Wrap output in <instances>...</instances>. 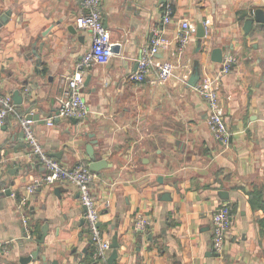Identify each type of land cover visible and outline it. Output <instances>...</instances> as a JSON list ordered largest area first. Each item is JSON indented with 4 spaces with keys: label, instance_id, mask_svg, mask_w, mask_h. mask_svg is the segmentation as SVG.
<instances>
[{
    "label": "crops",
    "instance_id": "crops-1",
    "mask_svg": "<svg viewBox=\"0 0 264 264\" xmlns=\"http://www.w3.org/2000/svg\"><path fill=\"white\" fill-rule=\"evenodd\" d=\"M167 5L173 13L165 23ZM257 9L264 10V0H103L105 23L121 50L88 70L90 114L50 125L63 78L93 43L91 32L77 26L82 0H0V15L12 10L0 27V91L23 96L0 127V264H22L38 245L41 256L27 264H46L42 255L48 264H107L93 257L86 209L73 183L28 188L46 173L23 134L21 119L29 112L40 115L31 125L43 147L67 167L90 164L91 142L97 158L112 163L96 172L91 189L102 205L103 233L118 237L115 264H264V26L255 21L246 29ZM198 16L207 27L201 43ZM185 20L195 32L182 50ZM157 28L169 42L156 56L171 62L174 74L165 83L153 71L133 81L127 75ZM213 48L235 58L220 89L232 131L228 146L212 133L208 102L189 84L197 62V84L218 72L223 61L211 59ZM222 204L230 219L219 254L212 228ZM140 213L149 219L145 229L135 226ZM46 224L45 242L38 244Z\"/></svg>",
    "mask_w": 264,
    "mask_h": 264
},
{
    "label": "built area",
    "instance_id": "built-area-1",
    "mask_svg": "<svg viewBox=\"0 0 264 264\" xmlns=\"http://www.w3.org/2000/svg\"><path fill=\"white\" fill-rule=\"evenodd\" d=\"M82 5L85 12L77 18V26L91 32L93 43L91 49L77 62L73 72L63 78V91L58 96L57 111L48 120L50 125L54 124L55 119L60 117L83 120L90 114L91 108L84 92L88 70L95 63H108L115 54L111 32L105 23L103 0H82ZM172 13V7L167 5L163 18L165 23L171 21ZM209 22L210 19L206 18V23ZM194 32L195 28L189 20L182 22V29L178 36L182 50L191 41ZM168 42L164 29H155L151 43L142 48L137 69L130 71L127 77L133 81L143 82L146 80L147 74L153 71L156 74L157 82L165 83L173 76L174 65L169 61L158 59L156 55L161 46ZM234 61V57H226L215 75H206L202 82L195 85L196 90L208 102V124L212 133L221 139L226 146L231 142L232 131L221 106L220 89L223 76L231 71ZM14 108L13 96L3 94L0 91V127L5 124L6 118ZM32 123L33 120L26 116L21 119L22 129L31 148L30 154L36 156L39 163L46 168V173L42 177H36L28 188L35 190L42 183L65 181L73 183L80 193L82 204L86 207V220L95 246L93 257L96 261L106 262L112 247L111 239L103 233L100 224L102 205L91 189V183L96 177V172L91 170L90 165L67 167L58 158L52 156L37 138ZM22 203L24 204L25 201L23 200ZM110 205V201L104 203L105 207ZM229 219L230 207L227 204L219 205L213 213L212 228L214 248L219 254L224 251ZM23 222L27 229V236L32 238L29 216L24 215ZM148 224L149 219L146 215L142 213L137 215L136 228L145 229Z\"/></svg>",
    "mask_w": 264,
    "mask_h": 264
},
{
    "label": "water",
    "instance_id": "water-1",
    "mask_svg": "<svg viewBox=\"0 0 264 264\" xmlns=\"http://www.w3.org/2000/svg\"><path fill=\"white\" fill-rule=\"evenodd\" d=\"M11 14H12V10H7L4 14L0 15V27L9 21ZM255 21L260 24V27L264 26V10L263 9H257L255 11L254 17L247 20L246 29L247 30L251 29L252 25ZM196 23H197V36L200 38V43H201L202 39L207 35V27L205 24V18L203 16H198ZM70 29L73 32L77 31L73 26H70ZM200 47H201V44H200ZM113 50L115 53H119L121 50L120 44L114 43L113 44ZM211 59L213 61H216V62H222L224 59V54H223L222 49L221 48H213V50L211 52ZM200 75H201L200 65H199V62H197L195 65V70L190 77L189 84L191 86H195L197 84L198 80L200 79ZM13 98H14L15 104H21L23 102V96L20 94L19 90H15ZM26 117L29 119H41L39 114L33 113V112L27 113ZM23 134H24V132H23ZM93 144H94V142H91L87 145V151H88L89 157L91 159V162L89 165H90V168L92 171L98 172L99 170H101L104 167L111 166L112 163L109 162L106 158H97ZM51 155L52 156H58V154L55 152L52 153ZM8 191H10V190H8ZM58 191H59V189H57V192ZM219 192L223 197H225V196L227 197L229 195V192L227 190H220ZM84 208L86 209V207H84ZM47 231H48V229H47V224H46L43 227L42 237L35 239V241L38 244H42L45 242ZM91 241L94 243L93 239H91ZM119 246H120V244L118 241V237H117V235H114L112 240H111L112 251L109 254L107 264H115V261L119 256ZM40 252H41V246L38 245L37 248L35 250L31 251V253L28 256L21 258V260H20L21 263L27 264L30 261H34V260L39 259V257L41 256ZM42 258L46 264L49 263L45 256L42 255ZM52 264H59V262H58V260H54L52 262Z\"/></svg>",
    "mask_w": 264,
    "mask_h": 264
}]
</instances>
